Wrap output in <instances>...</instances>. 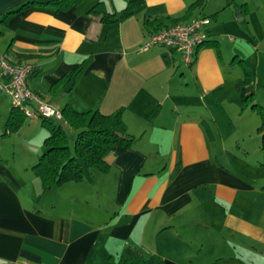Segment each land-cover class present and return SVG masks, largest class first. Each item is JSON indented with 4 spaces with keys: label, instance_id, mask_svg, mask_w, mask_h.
Segmentation results:
<instances>
[{
    "label": "crops",
    "instance_id": "crops-1",
    "mask_svg": "<svg viewBox=\"0 0 264 264\" xmlns=\"http://www.w3.org/2000/svg\"><path fill=\"white\" fill-rule=\"evenodd\" d=\"M24 1L0 0V18ZM127 1L35 7L0 21V56L32 65L31 90L60 110L121 109L127 131L138 136L129 147L107 148L106 169L84 167L80 179L43 190L32 169L47 135L42 116L31 100L15 107L19 120L9 127L13 106L0 89V264H119L127 247L162 264H264V181L244 177L236 156L234 164L226 157L233 168L224 165L208 142L212 129L193 115L195 90L208 96L229 80V53L211 44L220 43L211 17L240 3L220 0L205 13L206 0L189 12L195 0H138L112 22L90 12L97 2L119 12ZM203 15L208 39L191 64L179 50L139 49L158 28L145 19L186 23ZM233 94L226 99L234 102Z\"/></svg>",
    "mask_w": 264,
    "mask_h": 264
},
{
    "label": "rangeland",
    "instance_id": "rangeland-1",
    "mask_svg": "<svg viewBox=\"0 0 264 264\" xmlns=\"http://www.w3.org/2000/svg\"><path fill=\"white\" fill-rule=\"evenodd\" d=\"M207 1L204 6L205 13H209L208 10L215 7L220 0H212L209 5ZM228 1L246 2L245 12L240 16L235 15L237 9L231 6L216 14V20L211 17V23H216L220 29V43L217 46L229 53V58L226 62L224 59L223 64L229 80L220 91L208 96H201L195 90L193 115L198 119L204 117L208 128L215 134L214 138L209 137L208 142L221 162L233 168L236 156L238 165L242 167L240 173L246 178L258 177L261 183L264 181V164H256V161L263 160L257 130L261 124V116L258 110L251 108L250 101L264 106V0ZM233 45L240 50L237 55L231 52ZM238 82L252 92V99L244 106L226 99L227 95L235 93ZM64 128L70 135L69 143L73 148L76 131L68 125H64ZM226 157L232 163L231 166L227 164Z\"/></svg>",
    "mask_w": 264,
    "mask_h": 264
},
{
    "label": "trees",
    "instance_id": "trees-1",
    "mask_svg": "<svg viewBox=\"0 0 264 264\" xmlns=\"http://www.w3.org/2000/svg\"><path fill=\"white\" fill-rule=\"evenodd\" d=\"M79 1L81 0H26L2 16L0 21L4 20L8 14L23 9L42 7L57 11ZM137 2L138 0H128L126 6L119 12H109L104 8L102 2H97L91 7L90 12L98 15L103 22L117 21L130 15ZM204 3L205 0H195L189 6L188 12L193 8L202 9ZM236 6L241 13L245 12L246 3H240ZM181 18L165 16L154 20L145 19L144 24L148 27L152 23H157V29H161L178 23ZM211 42L212 45H217L215 40ZM77 71L78 68L70 74L69 78L71 80L75 77ZM245 87L243 83L238 82L236 91L229 97V100L241 106L246 105L247 101L252 99V92L250 90L247 91ZM250 103L251 108L258 110L261 116V124L257 130L260 133V150L263 156L262 163L264 164V106L255 101H250ZM61 111L63 115L61 120L41 117L42 124L47 129V135L43 140L44 150L32 165V169L39 176L43 190L65 181L80 179L83 175L84 167L106 169L108 164L104 159V155L108 147L113 145L129 147L137 141V138L127 131L121 109L103 113L99 109L76 111L65 106ZM15 112V107H13L7 122L9 127L12 128L16 126L19 120V118L14 116ZM64 125H68L76 131L73 148L70 146V135L66 132ZM119 264H162V259L156 254L145 258L134 247H127L120 255Z\"/></svg>",
    "mask_w": 264,
    "mask_h": 264
},
{
    "label": "built area",
    "instance_id": "built-area-1",
    "mask_svg": "<svg viewBox=\"0 0 264 264\" xmlns=\"http://www.w3.org/2000/svg\"><path fill=\"white\" fill-rule=\"evenodd\" d=\"M208 16L193 17L186 23H174L149 32L148 39L139 49L160 45L179 50L185 64H191L196 48L207 38ZM32 65L25 61H12L5 55L0 56V89L10 98L13 107H21L29 101L36 103L37 112L46 118L63 119L62 111L46 101L40 94L31 90L27 79ZM4 264H31L26 259L6 260Z\"/></svg>",
    "mask_w": 264,
    "mask_h": 264
}]
</instances>
